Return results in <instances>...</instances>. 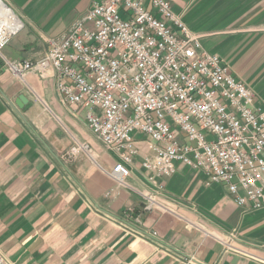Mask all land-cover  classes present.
<instances>
[{"label": "crops", "instance_id": "0c3cea01", "mask_svg": "<svg viewBox=\"0 0 264 264\" xmlns=\"http://www.w3.org/2000/svg\"><path fill=\"white\" fill-rule=\"evenodd\" d=\"M0 1L22 25L0 51V253L8 264H264V207H238L225 185H207L180 164L149 180L141 164L152 152L141 135L130 175L115 183L116 157L92 138L87 109L62 105L51 77L8 70L7 62L40 59L93 0ZM167 1L264 111V0ZM19 96L30 103L22 118L11 106ZM156 185L160 206L144 210L143 193Z\"/></svg>", "mask_w": 264, "mask_h": 264}, {"label": "built area", "instance_id": "2783aa9c", "mask_svg": "<svg viewBox=\"0 0 264 264\" xmlns=\"http://www.w3.org/2000/svg\"><path fill=\"white\" fill-rule=\"evenodd\" d=\"M12 15L16 22L0 9V51L22 27ZM7 67L19 79L51 77L62 105L87 109L92 138L116 157L108 173L115 183L130 175L142 142L134 135H141L152 152L141 164L149 180L180 164L207 185H225L238 207H264V111L167 0H93L40 59ZM161 191L143 193L144 210L160 206ZM0 264H8L1 253Z\"/></svg>", "mask_w": 264, "mask_h": 264}, {"label": "water", "instance_id": "95a60500", "mask_svg": "<svg viewBox=\"0 0 264 264\" xmlns=\"http://www.w3.org/2000/svg\"><path fill=\"white\" fill-rule=\"evenodd\" d=\"M11 106L22 118L21 114L30 107V103H28L23 96H19L18 99L11 104Z\"/></svg>", "mask_w": 264, "mask_h": 264}, {"label": "bare ground", "instance_id": "6f19581e", "mask_svg": "<svg viewBox=\"0 0 264 264\" xmlns=\"http://www.w3.org/2000/svg\"><path fill=\"white\" fill-rule=\"evenodd\" d=\"M5 13V12H4ZM5 17L7 18V20L11 21L12 19L5 13Z\"/></svg>", "mask_w": 264, "mask_h": 264}]
</instances>
